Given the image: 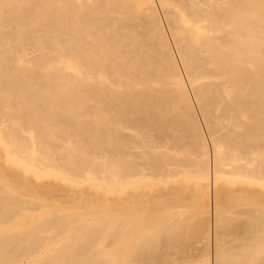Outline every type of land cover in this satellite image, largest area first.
<instances>
[{
	"label": "bare ground",
	"instance_id": "bare-ground-1",
	"mask_svg": "<svg viewBox=\"0 0 264 264\" xmlns=\"http://www.w3.org/2000/svg\"><path fill=\"white\" fill-rule=\"evenodd\" d=\"M0 264H264V0H0Z\"/></svg>",
	"mask_w": 264,
	"mask_h": 264
}]
</instances>
